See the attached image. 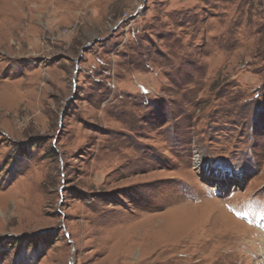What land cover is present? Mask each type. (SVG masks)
I'll use <instances>...</instances> for the list:
<instances>
[{
  "label": "rangeland",
  "instance_id": "374dc122",
  "mask_svg": "<svg viewBox=\"0 0 264 264\" xmlns=\"http://www.w3.org/2000/svg\"><path fill=\"white\" fill-rule=\"evenodd\" d=\"M260 235L264 0H0V264H264Z\"/></svg>",
  "mask_w": 264,
  "mask_h": 264
},
{
  "label": "bare ground",
  "instance_id": "6f19581e",
  "mask_svg": "<svg viewBox=\"0 0 264 264\" xmlns=\"http://www.w3.org/2000/svg\"><path fill=\"white\" fill-rule=\"evenodd\" d=\"M199 168H201V167H199ZM198 172H199V171H198ZM262 237L264 238V236L260 235V239H261ZM255 255H256V254H255ZM255 264H256V263H255Z\"/></svg>",
  "mask_w": 264,
  "mask_h": 264
}]
</instances>
